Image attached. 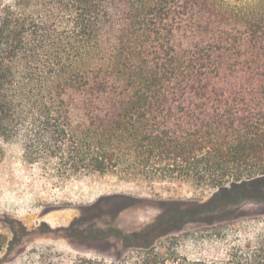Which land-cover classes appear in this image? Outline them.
<instances>
[{"label": "trees", "instance_id": "1", "mask_svg": "<svg viewBox=\"0 0 264 264\" xmlns=\"http://www.w3.org/2000/svg\"><path fill=\"white\" fill-rule=\"evenodd\" d=\"M15 140L59 181L112 174L211 192L164 201L139 230L50 229L132 251L40 264H264V234L217 259L180 252L172 235L264 203V0H0V154ZM117 198L119 213L135 200Z\"/></svg>", "mask_w": 264, "mask_h": 264}, {"label": "rangeland", "instance_id": "2", "mask_svg": "<svg viewBox=\"0 0 264 264\" xmlns=\"http://www.w3.org/2000/svg\"><path fill=\"white\" fill-rule=\"evenodd\" d=\"M2 146L0 264H40L44 260L40 255L56 253L70 258L83 255L114 261L132 250L114 238L83 241L54 236L62 231L50 229L60 230L77 222L79 232L85 231L81 235L90 234L97 227L106 229L111 223L124 231L139 230L169 207L166 200L204 201L211 195L210 191L190 184L129 182L112 174L59 181L37 164L26 161L20 141L4 142ZM121 195L135 200L119 213L123 199L117 197ZM102 199L105 201L99 203ZM177 225L181 228L172 235L180 241V252L192 257L224 258L234 246L255 242L264 234V203L244 202L229 219ZM76 235L80 237V233Z\"/></svg>", "mask_w": 264, "mask_h": 264}]
</instances>
